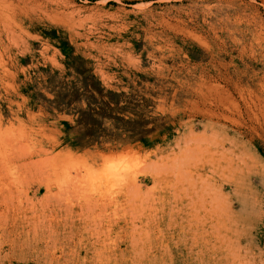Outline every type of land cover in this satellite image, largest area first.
<instances>
[{
	"label": "rangeland",
	"instance_id": "374dc122",
	"mask_svg": "<svg viewBox=\"0 0 264 264\" xmlns=\"http://www.w3.org/2000/svg\"><path fill=\"white\" fill-rule=\"evenodd\" d=\"M0 56V264H264V119L210 96L264 97V0H0Z\"/></svg>",
	"mask_w": 264,
	"mask_h": 264
},
{
	"label": "bare ground",
	"instance_id": "6f19581e",
	"mask_svg": "<svg viewBox=\"0 0 264 264\" xmlns=\"http://www.w3.org/2000/svg\"><path fill=\"white\" fill-rule=\"evenodd\" d=\"M10 39H12V38H10ZM9 41V40H8ZM14 42V41H13ZM1 57V56H0ZM184 63V62H183ZM186 66V65H185ZM233 69V68H232ZM9 70V69H8ZM10 71V70H9ZM244 72V71H243ZM228 73V72H227ZM236 73H237V76H240V72H239V70H236ZM205 74H208V73H205ZM230 75V74H229ZM228 75V76H229ZM220 76H221V78L220 79H222L221 81H222V83H226V85L225 86H218V88H217V91L216 90H213V93H214V91H216L217 92V94H216V92H215V95L213 96V93H211L210 91H212L211 90V88L209 87V89H210V96L212 95V97H213V100H214V102H216V104L215 105H217V108H218V114H217V118L216 119H218V123H221L222 121H232V122H236L235 120H236V114L239 112V115L242 113L243 114V111L242 112H240L239 110V106H240V104L238 105V102L236 101V95L238 94V95H241L242 96V98L244 99L243 101L244 102H246V104H247V102H248V106L247 107H249L248 109L249 110H251L252 111V115H251V113L250 112H248V114H249V116H247V117H249V122H253V120L254 119H256L257 121L256 122H260L261 120L260 119H264V97H263V95H262V93L261 94H259V95H257L256 96V100H255V98H254V100H252V103H250V101L249 100H247L248 98L247 97H245L246 96V93H247V91H249V85H250V83L251 82H245V80H242V78H238V79H234V78H232L231 76H230V78H228L227 76H225V75H222L221 74V72H220ZM210 77V76H209ZM215 77V76H214ZM204 78H206V77H204ZM216 78V77H215ZM214 78V79H215ZM213 79V80H214ZM196 81V80H195ZM215 81H217V80H215ZM214 81V82H215ZM208 82H209V79H208ZM210 82H211V80H210ZM213 82V83H214ZM191 83H193V82H191ZM263 83V82H262ZM209 84H212V83H209ZM217 84V83H216ZM215 84V85H216ZM221 84V83H220ZM199 85V84H198ZM200 85H202V84H200ZM208 85V84H207ZM214 85V86H215ZM219 85V84H218ZM192 86H194V85H192ZM211 86H213V85H211ZM213 86V87H214ZM188 87H190V85L188 86ZM260 87H261V85H260ZM206 88V87H205ZM195 89V88H194ZM193 89V90H194ZM206 89H208V86H207V88ZM216 89V88H215ZM262 89V88H261ZM195 90H197V89H195ZM205 91V90H204ZM199 92V91H198ZM206 92V91H205ZM252 92H253V90H252ZM193 93V92H192ZM204 94H206V96H205V98H206V102H207V100H208V98H210L209 97V95H208V93H204ZM250 94V93H249ZM217 95V96H216ZM253 95V94H252ZM197 96V95H196ZM201 97V96H200ZM211 97V98H212ZM247 98V99H246ZM213 100H212V102H213ZM203 101V100H202ZM201 101V102H202ZM239 101V100H238ZM205 102V101H204ZM203 102V103H204ZM205 102V103H206ZM209 102V101H208ZM207 104V103H206ZM205 105V104H204ZM208 106V105H207ZM212 107V106H211ZM241 107V106H240ZM206 108V107H205ZM210 108V107H209ZM208 108V109H209ZM242 110V109H241ZM207 111V110H206ZM210 111V110H209ZM216 111V110H215ZM245 111V110H244ZM210 112H212V111H210ZM194 113V112H193ZM246 113V112H245ZM207 114H208V111H207ZM214 116L216 115V113H214L213 114ZM207 116H209V114L207 115ZM214 116H212L213 118H214ZM211 117V118H212ZM216 117V116H215ZM240 117H241V115H240ZM242 117H244V116H242ZM246 117V116H245ZM100 118V117H99ZM239 118V117H238ZM211 120V119H210ZM213 121V120H212ZM243 121V120H242ZM245 121V120H244ZM255 121V120H254ZM264 121V120H263ZM237 122H241L240 120H238ZM223 123V122H222ZM228 124V123H227ZM235 124V123H234ZM244 124V123H243ZM259 124V123H258ZM230 125H232V124H230ZM245 125V124H244ZM252 125V124H251ZM249 125L250 126V128L251 127H253L254 125ZM261 125V124H260ZM223 126H225V122H224V125ZM229 126V125H228ZM233 126V125H232ZM246 126H247V123H246ZM20 127V126H19ZM18 127V128H19ZM248 127V126H247ZM261 127V126H260ZM20 129V128H19ZM18 129V130H19ZM235 130V129H234ZM17 131V130H16ZM27 132V131H26ZM29 133V132H28ZM27 133V134H28ZM37 134V133H36ZM8 135V134H7ZM258 135V134H257ZM3 136V135H2ZM17 136V135H16ZM32 136V135H31ZM28 137V136H27ZM26 138V137H25ZM14 139V138H13ZM76 139V138H75ZM19 140V139H18ZM30 140V139H29ZM16 141V140H15ZM30 142H33L32 140L30 141ZM224 142V141H223ZM33 144V143H32ZM27 145H28V143H27ZM17 146V145H16ZM30 146H32V145H30ZM29 146V147H30ZM34 148V147H33ZM33 148H31V150L33 149ZM13 149H15V148H13ZM36 149V148H35ZM43 149V148H42ZM15 150H17V149H15ZM13 151V150H12ZM46 151V150H45ZM36 152V151H35ZM42 152V151H41ZM44 152V151H43ZM17 153H19V152H17ZM32 153V152H31ZM37 153V152H36ZM48 153V152H47ZM211 153V152H210ZM13 155H14V153H13ZM18 155V154H17ZM15 156V155H14ZM30 156H32V155H30ZM39 157L40 155H33L32 156V159H34L35 157ZM212 156V155H211ZM9 157H12V156H9ZM16 157V156H15ZM25 157V156H24ZM47 157V156H46ZM52 157V156H51ZM50 157V159H53V158H51ZM14 158V157H13ZM40 158H42V157H40ZM49 158V157H48ZM1 159V158H0ZM6 159V158H5ZM11 159V158H10ZM43 159V158H42ZM57 159V158H56ZM9 159H7V161H8ZM17 160H18V158H17ZM50 161V160H49ZM203 161H205V160H203ZM220 161V160H219ZM37 163L38 162H40V159L38 160V161H36ZM35 162V164H37ZM44 162H46V161H44ZM51 162V161H50ZM54 162V161H53ZM22 163H24V162H22ZM22 163H21V165H22ZM25 163H26V161H25ZM28 163V162H27ZM48 163V162H47ZM232 163V162H231ZM5 164H6V162H5ZM17 164H18V162H17ZM16 164V165H17ZM34 164V163H33ZM48 164H51V163H48ZM228 164V163H227ZM21 165H19L18 166V168H16V170L18 169V171H17V176L15 177V179L14 180H12V182L13 183H10V182H8V181H10L9 180V178L6 176V178H5V176H2L0 179V192H1V194H4V191L5 190H8V191H12V193L14 192V191H18L17 189L19 188V186L23 183V186H25L24 184H25V177L23 176V173L24 172H21L20 171V166ZM31 165H32V163H31ZM226 165V164H225ZM6 166V165H5ZM15 166V165H14ZM13 166V167H14ZM24 166H25V164H24ZM23 165L21 166V167H24ZM27 166V165H26ZM29 166H30V164H29ZM45 166H46V164H45ZM50 166V165H49ZM48 166V167H49ZM56 166V165H55ZM221 166V165H220ZM4 167V166H3ZM31 167V166H30ZM33 167V166H32ZM42 167V166H41ZM41 167H39V168H41ZM222 167V166H221ZM228 167V166H227ZM231 167V166H230ZM25 168V167H24ZM36 168V167H35ZM43 168V167H42ZM40 169V170H42L43 171V169ZM50 168H52V167H50ZM54 168V167H53ZM7 169V168H6ZM29 169V168H28ZM47 169H49V168H47ZM10 170V169H9ZM25 170V169H24ZM23 170V171H24ZM30 170V169H29ZM222 170V169H221ZM15 171V170H14ZM20 171V172H19ZM86 171V170H85ZM214 171V170H213ZM223 171V170H222ZM230 171V170H229ZM228 171V172H229ZM25 172H26V170H25ZM35 172H37V170L35 171ZM53 172V171H52ZM51 172V173H52ZM9 173V172H8ZM57 173V172H56ZM30 174L31 173H29L28 174V176L29 177H27V178H30V180H28V181H31V177H30ZM214 174V173H213ZM7 175V174H6ZM24 175H26V174H24ZM219 175V174H218ZM1 176V175H0ZM27 176V175H26ZM11 177V176H10ZM51 177V176H50ZM192 177V176H191ZM103 178V177H102ZM51 178H47V180H43V182L41 181V186L39 187V191H40V189L41 188H45V190H46V196L44 197L45 199H48V197L50 196V194H51V192H52V189H53V183H52V181L50 180ZM201 179V178H200ZM204 179V178H203ZM51 182H50V181ZM193 180V179H192ZM205 181H206V179H205ZM27 182V181H26ZM191 182V181H190ZM198 182H200V181H198ZM52 183V184H51ZM196 183H197V181H196ZM209 182H207V184H208ZM214 183V182H213ZM216 183V182H215ZM201 184V183H200ZM26 185H28V182H27V184ZM22 186V185H21ZM190 186V185H189ZM193 186V185H192ZM197 186V185H196ZM195 186V187H196ZM202 186V185H201ZM208 186V185H207ZM222 187V186H221ZM192 188H194V186L192 187ZM206 188H208V187H206ZM211 188H213L212 187V185H211ZM21 190H23V189H21ZM221 190V189H220ZM209 191V190H208ZM218 191H219V189H218ZM27 192V191H26ZM220 192V191H219ZM18 193V192H17ZM20 193H22V192H20ZM209 195H207L206 197H208ZM2 197V196H1ZM4 198V197H3ZM202 199V198H201ZM204 199V198H203ZM202 199V200H203ZM213 199V198H212ZM199 201H200V199H199ZM210 201V200H209ZM208 201V202H209ZM196 202V201H195ZM201 203V202H200ZM210 203H211V201H210ZM191 206V205H190ZM195 206V205H194ZM218 206V205H217ZM189 208V207H188ZM195 209V208H194ZM212 209V208H211ZM208 211H209V209H208ZM7 211L6 210H2V215H4V214H6L7 215V213H6ZM215 212V211H214ZM205 213H206V210H205ZM216 213V212H215ZM1 214V213H0ZM194 214V213H193ZM203 214H204V212H203ZM191 215V214H190ZM194 216V215H193ZM197 217V216H196ZM200 217V216H199ZM204 217V216H203ZM209 217V216H208ZM205 218V217H204ZM200 221V220H199ZM223 221V220H222ZM215 229V228H214ZM214 229H212V230H214ZM87 232H88V230H87ZM225 234V233H224ZM217 237H220V236H218L217 235ZM97 250V249H96Z\"/></svg>",
	"mask_w": 264,
	"mask_h": 264
},
{
	"label": "trees",
	"instance_id": "16d2710c",
	"mask_svg": "<svg viewBox=\"0 0 264 264\" xmlns=\"http://www.w3.org/2000/svg\"><path fill=\"white\" fill-rule=\"evenodd\" d=\"M79 114V134H81V137H85V140H87V142L84 144L85 146L92 145V143L96 141V138L103 134V131H101L102 128L100 127L101 123L95 118V112L91 108H89L87 111H81ZM125 123L128 124L126 125L127 128L132 127L130 130L135 132V135H141V139L139 140L145 141V136H147L146 134L152 132L151 130H147L146 124L142 122L136 121L134 123ZM103 136H105V133Z\"/></svg>",
	"mask_w": 264,
	"mask_h": 264
},
{
	"label": "clouds",
	"instance_id": "9594fccd",
	"mask_svg": "<svg viewBox=\"0 0 264 264\" xmlns=\"http://www.w3.org/2000/svg\"><path fill=\"white\" fill-rule=\"evenodd\" d=\"M112 167L117 171L126 170L130 167V163L127 161H120L119 163L112 165Z\"/></svg>",
	"mask_w": 264,
	"mask_h": 264
}]
</instances>
